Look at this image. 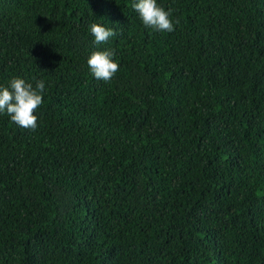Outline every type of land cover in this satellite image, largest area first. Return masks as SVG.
<instances>
[{"label": "trees", "instance_id": "16d2710c", "mask_svg": "<svg viewBox=\"0 0 264 264\" xmlns=\"http://www.w3.org/2000/svg\"><path fill=\"white\" fill-rule=\"evenodd\" d=\"M135 2L0 0V86L45 82L0 113V264H264V0Z\"/></svg>", "mask_w": 264, "mask_h": 264}, {"label": "clouds", "instance_id": "9594fccd", "mask_svg": "<svg viewBox=\"0 0 264 264\" xmlns=\"http://www.w3.org/2000/svg\"><path fill=\"white\" fill-rule=\"evenodd\" d=\"M145 27L159 32H172L179 20L172 19V9L165 8L157 0H136L132 5ZM90 30L97 45L106 44L117 35L116 31L100 23H92ZM113 50H97L88 58L92 75L98 80L110 81L119 71ZM45 82L37 81L35 87L23 78H13L8 86H0V113H5L18 126L33 131L38 127L36 111L43 104Z\"/></svg>", "mask_w": 264, "mask_h": 264}]
</instances>
